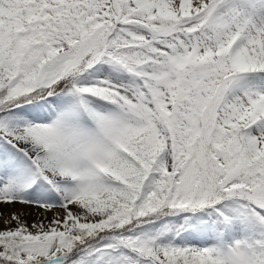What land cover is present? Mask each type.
I'll return each mask as SVG.
<instances>
[{
  "label": "snow or ice",
  "instance_id": "obj_1",
  "mask_svg": "<svg viewBox=\"0 0 264 264\" xmlns=\"http://www.w3.org/2000/svg\"><path fill=\"white\" fill-rule=\"evenodd\" d=\"M0 264H264V0H0Z\"/></svg>",
  "mask_w": 264,
  "mask_h": 264
}]
</instances>
